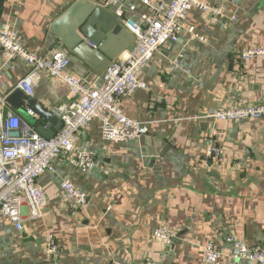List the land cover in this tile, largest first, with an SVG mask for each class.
Listing matches in <instances>:
<instances>
[{
	"label": "crops",
	"instance_id": "obj_1",
	"mask_svg": "<svg viewBox=\"0 0 264 264\" xmlns=\"http://www.w3.org/2000/svg\"><path fill=\"white\" fill-rule=\"evenodd\" d=\"M202 1L223 14L189 10L178 39L141 72L149 89L123 100L148 133L106 141L100 120L81 130L77 145L95 153V165L83 171L67 159L54 161L40 179L48 195L44 215L31 219L25 206L22 230L0 218V264H204L203 247L213 238L224 252L216 264H256L231 258L226 237L264 245V120L210 122L201 116L241 99L264 101V57L242 58L244 50L264 47V0ZM74 2L6 0L0 29L17 30L20 41L38 53L65 50L68 71L101 84L105 69L97 71L53 29ZM28 70L19 59L7 61L0 48V94L12 92ZM34 98L49 109L69 100L67 85L46 74ZM212 144L223 155L207 168L205 152ZM65 179L87 193L84 210L71 207L61 187ZM158 226L182 235L166 245L153 236ZM48 234L61 244L54 260L45 253Z\"/></svg>",
	"mask_w": 264,
	"mask_h": 264
},
{
	"label": "built area",
	"instance_id": "obj_2",
	"mask_svg": "<svg viewBox=\"0 0 264 264\" xmlns=\"http://www.w3.org/2000/svg\"><path fill=\"white\" fill-rule=\"evenodd\" d=\"M91 1L110 10L134 37L132 47H127L105 68L101 84L68 71L71 58L65 50L38 53L29 50L20 41L17 30L0 29V48L4 58L7 61L19 59L29 68L16 88L34 97L36 88L48 74L64 81L69 96V100L49 108L60 119L62 126L48 137L41 129L48 130L49 124L39 122L41 115L33 107L26 103L25 108L12 110L7 101L10 93L0 94V218H8L18 230L24 228L25 206L31 219L44 215L48 195L40 179L47 171L54 169L56 159H67L83 171L93 168L95 153L79 147L77 140L79 132L88 128L94 120H100L102 138L106 141L128 142L148 133L144 121L131 117L125 111L122 106L124 98L139 89H149L141 72L156 53L170 41L178 39L189 10L199 8L206 13L223 14L220 7L210 6L202 0H137L147 6L146 11H140L136 3L130 0ZM254 57H264V47H253L242 52L245 60ZM201 118L210 122L245 118L264 120V101L250 104L241 99L234 107L210 110ZM13 131L19 134L13 136ZM222 152L218 145L212 144L207 148L204 158L207 168L221 160ZM61 187L74 211L87 207V193L71 179L63 180ZM181 235L179 231L164 226H158L153 231L154 238L166 245L173 244ZM226 241L233 246L230 256L234 260L264 264V245L250 246L233 235L227 236ZM60 250L61 244L55 235L48 234L46 257L54 260ZM223 255V249L215 238L205 243L204 264H216ZM147 264L156 263L149 261Z\"/></svg>",
	"mask_w": 264,
	"mask_h": 264
},
{
	"label": "water",
	"instance_id": "obj_3",
	"mask_svg": "<svg viewBox=\"0 0 264 264\" xmlns=\"http://www.w3.org/2000/svg\"><path fill=\"white\" fill-rule=\"evenodd\" d=\"M5 1L0 0V17ZM53 29L70 50L97 71H103L134 40L133 35L110 10L89 0L75 1L56 20ZM7 101L14 109L23 103L33 107L50 124L48 130L41 129L45 136H53L62 126L60 119L46 106L26 95L20 88L10 92ZM18 134V131L12 132L13 136Z\"/></svg>",
	"mask_w": 264,
	"mask_h": 264
},
{
	"label": "rangeland",
	"instance_id": "obj_4",
	"mask_svg": "<svg viewBox=\"0 0 264 264\" xmlns=\"http://www.w3.org/2000/svg\"><path fill=\"white\" fill-rule=\"evenodd\" d=\"M32 120V119H31ZM172 245V244H171Z\"/></svg>",
	"mask_w": 264,
	"mask_h": 264
}]
</instances>
